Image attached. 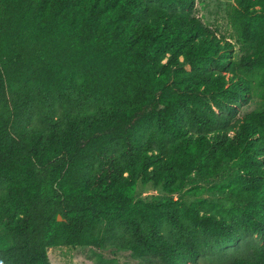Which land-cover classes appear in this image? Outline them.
Listing matches in <instances>:
<instances>
[{"label": "trees", "instance_id": "1", "mask_svg": "<svg viewBox=\"0 0 264 264\" xmlns=\"http://www.w3.org/2000/svg\"><path fill=\"white\" fill-rule=\"evenodd\" d=\"M196 1L0 0V264H199L251 236L231 264H264V0L228 36Z\"/></svg>", "mask_w": 264, "mask_h": 264}, {"label": "rangeland", "instance_id": "2", "mask_svg": "<svg viewBox=\"0 0 264 264\" xmlns=\"http://www.w3.org/2000/svg\"><path fill=\"white\" fill-rule=\"evenodd\" d=\"M233 0H197L195 14L203 23L212 28H219V34L229 35L232 30L226 18V10ZM230 40V39H229ZM232 40V39H231ZM234 42V41H231ZM259 106V99L255 98L241 109V115L249 113ZM222 182V176H219L209 182H202L201 187H210ZM196 188L195 184L189 185L187 191H183L184 199L191 203L196 197L189 195L188 191ZM158 190L152 188L151 185L138 186V194L142 198L150 197L158 194ZM215 199H219L220 195H211ZM178 198V195L175 196ZM4 228L0 227V235ZM259 240L256 236L241 239L237 245H228L220 254H208L200 259L199 264H231L232 261L240 257H251L255 246ZM51 264H145L135 259L130 252L119 251L113 248L100 249L95 247L86 248H61L49 251Z\"/></svg>", "mask_w": 264, "mask_h": 264}, {"label": "water", "instance_id": "3", "mask_svg": "<svg viewBox=\"0 0 264 264\" xmlns=\"http://www.w3.org/2000/svg\"><path fill=\"white\" fill-rule=\"evenodd\" d=\"M58 221H59V222H63V221H65V220L63 219V217H62L61 215H59V216H58Z\"/></svg>", "mask_w": 264, "mask_h": 264}]
</instances>
